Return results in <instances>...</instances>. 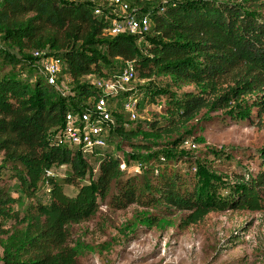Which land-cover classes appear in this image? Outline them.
Instances as JSON below:
<instances>
[{"label": "trees", "instance_id": "trees-1", "mask_svg": "<svg viewBox=\"0 0 264 264\" xmlns=\"http://www.w3.org/2000/svg\"><path fill=\"white\" fill-rule=\"evenodd\" d=\"M147 1H130L133 13V5L140 8ZM96 7L102 9L100 15H95ZM139 15L150 20L146 34L111 37L112 14L105 1H1L0 264H78L71 227L96 216L101 203L114 211L155 209L161 217L146 219L155 224L176 211L189 212L188 220L197 222L211 212L260 208L264 149L251 155L241 151L248 163L257 158L259 171L227 173L184 151L191 149L184 143L191 121L203 112L226 110L246 96L253 98L257 116L264 117V17L217 0H168ZM48 57L65 65L66 91L59 88V78L50 86L42 74L32 83L20 76L22 61L36 67ZM116 60L130 63L144 80L146 99L159 104L156 99L164 95L168 117L145 127L130 122L124 111L113 112L108 147L95 168L94 159L65 144L61 129L67 112L87 111L100 98L93 80H116ZM162 78L169 79V88L191 84L198 92L177 96L156 89L153 83ZM238 118L237 113L231 119ZM125 147L130 151L124 152ZM131 162L140 168L132 171ZM179 163L186 166L185 173ZM55 165L69 172L60 179L47 176ZM8 179L18 181L27 198L45 181L51 187L50 204H29L21 215L14 209L21 200L4 184ZM61 183L77 184L78 192L66 195ZM7 221L14 224L4 230Z\"/></svg>", "mask_w": 264, "mask_h": 264}, {"label": "rangeland", "instance_id": "rangeland-1", "mask_svg": "<svg viewBox=\"0 0 264 264\" xmlns=\"http://www.w3.org/2000/svg\"><path fill=\"white\" fill-rule=\"evenodd\" d=\"M166 1L168 0H149L140 8L133 5V9L137 14H145L157 9ZM217 1L240 4L264 17V0L259 3L252 0ZM20 64H23L18 67L21 68L20 76L25 81L32 83L36 75L41 76L42 67L39 62L35 64L36 67L27 61ZM127 68L126 63L115 61L117 76ZM3 69L7 72L10 67L5 65ZM60 69L58 85L61 90L66 91V87H69L68 76L63 63ZM166 83H169V79L162 78L153 85L156 89H168L165 91L177 96L184 92H198L191 84L182 85L177 89L169 88ZM143 85L144 80L139 79L135 73L131 83L119 89L125 94L114 98L111 111L123 112V98L134 97L127 96L128 93L140 94L137 98L139 110L136 111V121L147 127L148 123L161 122L168 116L162 100L164 95L161 94L162 96L156 99L161 100L159 104L152 103L146 99L148 87L143 88ZM252 103L253 98L246 96L239 101L234 100L232 106L226 110L203 112L190 122L191 130H186L189 131L190 137L184 146H191V149L184 148V151H192L195 156L206 158L209 165L214 164L219 170L227 173L237 169L241 173L244 169L259 171L257 158L248 163L241 155L242 150L251 155L264 149V117L257 116V110ZM244 104L249 106L248 110H242ZM237 113L239 118L231 119L232 115ZM154 147L157 149L159 146L154 144ZM123 151L129 152L130 149L125 147ZM207 153L210 155H205ZM1 158L0 155V166ZM177 166L181 168V172H186L184 164L179 163ZM94 167L97 168V163ZM139 168V164L131 162L132 171ZM68 172V167L55 165L50 169V177L60 179ZM226 183L236 185L233 180H227ZM4 184L13 197L21 200L14 207L21 215L29 204H50L51 187L45 181L31 198L25 196L18 181L8 179ZM1 185L0 183V187ZM61 185L68 196L72 197L78 192L77 184ZM259 194L260 208L211 212L197 222L188 220L189 212L176 211L172 216L155 224V220H146L151 214L161 217L155 209L131 206L124 211H114L107 204L101 203L96 216L89 221L72 225L70 244L78 250V264H264V186L260 188ZM13 224L14 222L7 221L2 229H9ZM1 254L0 248V257Z\"/></svg>", "mask_w": 264, "mask_h": 264}, {"label": "built area", "instance_id": "built-area-1", "mask_svg": "<svg viewBox=\"0 0 264 264\" xmlns=\"http://www.w3.org/2000/svg\"><path fill=\"white\" fill-rule=\"evenodd\" d=\"M2 0H0L1 3ZM93 2L94 0H88ZM108 3L112 14L110 27L108 29L109 36L130 35L143 36L149 31L151 26L147 16H141L133 13L130 7L132 0H101ZM95 15H100L102 9L96 7ZM35 57L41 56L39 52L34 53ZM128 68L123 71L116 80L93 81L94 87L100 93V98L91 109L84 112H67L64 124L61 129V137L65 144L79 152L85 159H94L95 163H99L102 151L107 149V138L114 128L113 111H111V103L114 98H119L124 93L119 89H123L129 85L135 78V72L130 63H126ZM61 62L48 57L41 61L42 75L48 85L56 86L60 75ZM123 111L128 115L129 121L137 120L136 111L139 107V100L133 98H123ZM121 168H125L122 162ZM51 176L50 170L47 172Z\"/></svg>", "mask_w": 264, "mask_h": 264}]
</instances>
